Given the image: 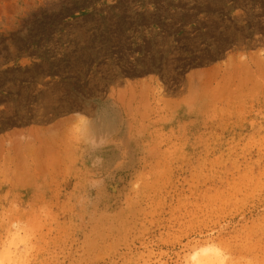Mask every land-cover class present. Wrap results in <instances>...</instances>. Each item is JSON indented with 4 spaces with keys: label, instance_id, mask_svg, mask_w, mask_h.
<instances>
[{
    "label": "rangeland",
    "instance_id": "rangeland-1",
    "mask_svg": "<svg viewBox=\"0 0 264 264\" xmlns=\"http://www.w3.org/2000/svg\"><path fill=\"white\" fill-rule=\"evenodd\" d=\"M13 222L0 264H264V0H0Z\"/></svg>",
    "mask_w": 264,
    "mask_h": 264
},
{
    "label": "bare ground",
    "instance_id": "bare-ground-1",
    "mask_svg": "<svg viewBox=\"0 0 264 264\" xmlns=\"http://www.w3.org/2000/svg\"><path fill=\"white\" fill-rule=\"evenodd\" d=\"M12 225H13L12 227L15 226L17 229H16V232L8 233L6 235V237H5V241L3 242L2 252L6 253V254H1L0 255V262H2V263L3 262H9V260H10L9 254L12 253V255H13V252L17 250V247H16L17 244L16 245L14 244V242L16 243V239L19 238L20 242H22V240H23V243H24V240H25V237H23L24 239H21L19 237L20 224L18 225V222H13ZM18 248H19V246H18ZM210 251L211 250H205V251H202V252L194 253V256L192 258V262H194V264H203L204 262H220V255L218 253H216L215 256L214 255L213 256H207L206 255ZM213 252H215V251L213 250ZM205 264H207V263H205Z\"/></svg>",
    "mask_w": 264,
    "mask_h": 264
},
{
    "label": "crops",
    "instance_id": "crops-1",
    "mask_svg": "<svg viewBox=\"0 0 264 264\" xmlns=\"http://www.w3.org/2000/svg\"><path fill=\"white\" fill-rule=\"evenodd\" d=\"M95 150L88 151V154H94Z\"/></svg>",
    "mask_w": 264,
    "mask_h": 264
}]
</instances>
